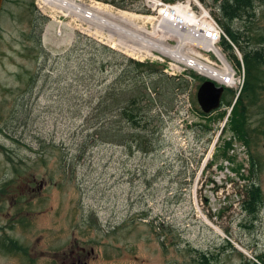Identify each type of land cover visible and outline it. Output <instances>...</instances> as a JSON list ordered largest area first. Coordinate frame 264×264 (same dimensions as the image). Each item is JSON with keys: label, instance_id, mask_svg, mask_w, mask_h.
<instances>
[{"label": "rangeland", "instance_id": "374dc122", "mask_svg": "<svg viewBox=\"0 0 264 264\" xmlns=\"http://www.w3.org/2000/svg\"><path fill=\"white\" fill-rule=\"evenodd\" d=\"M81 1L122 15L112 0ZM202 1L211 14L217 11L218 1ZM126 2H132L129 11L144 10L140 0ZM34 10L49 18L40 33L41 46L51 52L46 60L38 56ZM57 10L43 0H4L0 11V264H70L75 247L92 250L87 264H262L264 115H251L255 134L248 147L229 120L235 98L204 114L196 92L209 78L189 68L170 74L169 63H177L167 56L170 61L150 63L189 87L177 91L173 110L162 116L156 150L130 154L104 144L81 151L87 132L81 115L116 77L119 55L129 56L100 47L108 48L105 29ZM234 25L255 44L264 33V0H254ZM85 36L98 43L96 50L69 52ZM221 47L236 78L234 87L223 86L236 95L244 78L241 57L238 66ZM93 51L111 66L94 69L89 58L102 59ZM208 58L223 64L214 54ZM251 181L261 193L254 215L242 204Z\"/></svg>", "mask_w": 264, "mask_h": 264}, {"label": "trees", "instance_id": "16d2710c", "mask_svg": "<svg viewBox=\"0 0 264 264\" xmlns=\"http://www.w3.org/2000/svg\"><path fill=\"white\" fill-rule=\"evenodd\" d=\"M215 1H218L217 11H212V14L239 51L244 69L240 93L235 98L233 91L225 89L222 104L225 101V104L229 105L235 98L232 116L229 120L233 125L238 124V138H244L249 147L255 134V129H251V115L255 113L264 115V33L255 36L256 43L253 44L244 37L240 27L234 25L236 21L244 19L249 13L254 0ZM114 3L125 8L132 2L116 0ZM31 5H33L32 2ZM32 14L35 20L31 22L34 23L35 27H38L36 37L38 56H43L46 60L51 56V52L41 46L40 33L49 18L42 15L38 10L32 11ZM85 38L76 41L69 52L76 54L75 49L81 48L80 46L95 49L94 45L98 43L90 40L87 36ZM220 46L228 52L232 61L240 66L233 45L227 39L222 38ZM100 47L108 52H114L105 45ZM91 54L98 55L102 59V61H97L95 56L89 58V64L98 72L104 71L106 65L111 66L108 61L104 62L105 57L98 54V51H93ZM119 57L122 60L115 63L116 67H113L116 77L112 82L99 89L98 102L90 113L87 112L84 117V114L81 115L87 132L78 147L81 151H85L88 147L109 144L122 146L130 154L134 152L153 153L162 134V116H167L173 110L177 91L179 90L181 94H184L189 87V82L180 77L167 76L162 72L159 65L137 62L125 58L123 55H119ZM57 58L60 59L62 56L57 55ZM79 80L82 84L83 78L81 76ZM104 81L102 80L100 84ZM254 108H258V111ZM110 115L118 118L116 122L108 119ZM153 123H160V125ZM254 164L255 162L252 161V165ZM252 165L251 169L253 170L256 164L255 166ZM256 168L259 169L260 165H257ZM245 187L242 204L249 214L254 215L257 213L261 202V193L257 187H254L252 181ZM261 263L264 264V261ZM201 264L203 263L201 262ZM245 264L256 263L247 261Z\"/></svg>", "mask_w": 264, "mask_h": 264}, {"label": "bare ground", "instance_id": "6f19581e", "mask_svg": "<svg viewBox=\"0 0 264 264\" xmlns=\"http://www.w3.org/2000/svg\"><path fill=\"white\" fill-rule=\"evenodd\" d=\"M48 4L56 7L60 13H64L65 16L76 17V20H82L93 27L105 29L109 34V40H113V37L119 40V36L123 38L124 36L131 35L138 40V43L141 47L145 48L148 52V55H152L151 51L154 50L157 52V55L164 56L168 59L171 57L177 65H174L178 70L189 68L192 70L198 71L200 74L209 78L210 81L216 84V82L221 83L220 86L234 87L236 85V78L233 73L232 67L228 65L226 60L222 56V48L220 51V42L222 38H226V33L221 27L219 22L215 19L218 35H217V52L211 50L219 61H222V65L212 64L211 66L205 63V61L196 55V52L193 51L188 44L194 43L196 45H202L209 47L208 44H200V40H204L202 34L199 32L200 23L191 22L183 20L178 16L177 23L167 24L162 21L156 24L155 31L152 33L143 32V35L136 37L124 27V20L119 18L118 22L115 16L112 13L104 11V8L99 6H86L84 4H79L74 0H46ZM122 18H125L122 16ZM126 20V19H125ZM79 22V21H78ZM160 31V33H158ZM165 35V37L163 36ZM177 37L176 44L170 45L167 43V40ZM168 56V57H167ZM169 60V59H168ZM173 64V63H172ZM184 65V66H182ZM194 70V71H195ZM216 81V82H215Z\"/></svg>", "mask_w": 264, "mask_h": 264}, {"label": "built area", "instance_id": "2783aa9c", "mask_svg": "<svg viewBox=\"0 0 264 264\" xmlns=\"http://www.w3.org/2000/svg\"><path fill=\"white\" fill-rule=\"evenodd\" d=\"M45 5H50L43 0ZM77 3H84L81 0H75ZM142 5L144 6V10L139 11H129L118 6H114L115 13H122L125 17L124 27L131 31L133 35L138 37L139 35H143L144 33L140 30H144L145 32L152 33L155 31L156 24L160 21L167 24H174L178 21V16H180L183 20L200 23L199 32L202 34L204 40L199 39L200 44H208L209 47H205L202 45H196L194 43H189L188 46L196 52L200 58H202L205 63L208 65L214 64V62L208 58L209 54H212L211 50L214 52L217 51V25L215 18L210 14L209 10H207L201 0H140ZM85 4V3H84ZM113 16H115L112 13ZM121 15V16H122ZM120 17H116L118 20ZM74 20V19H72ZM80 20V19H79ZM76 20L75 21H79ZM74 21V22H75ZM119 21V20H118ZM76 23V22H75ZM146 23H149L150 29L146 28ZM107 33V32H106ZM160 33V31H158ZM165 37V35H163ZM177 37H172L167 40V43L170 45L176 44ZM169 41H173L174 43H170ZM107 45L113 49H117L123 52V54L129 56L131 59L139 61V62H151L152 59H157L162 61V59H167L164 56L157 55V52L152 50L151 54L148 55V52L145 48L141 47L138 43V40L131 35L124 36L123 38L117 40V38L113 37V40H109L106 38ZM224 58V57H223ZM225 60V58H224ZM170 61V60H169ZM188 69H176V67L171 63H169L168 70L170 74L175 75L180 73L181 71Z\"/></svg>", "mask_w": 264, "mask_h": 264}, {"label": "water", "instance_id": "95a60500", "mask_svg": "<svg viewBox=\"0 0 264 264\" xmlns=\"http://www.w3.org/2000/svg\"><path fill=\"white\" fill-rule=\"evenodd\" d=\"M3 2L4 0H0V11L2 9ZM224 91V86H217L209 79L202 82L196 92V101L201 111L204 114L209 115L219 110ZM214 144L215 142L213 143V146Z\"/></svg>", "mask_w": 264, "mask_h": 264}, {"label": "flooded vegetation", "instance_id": "af4514ba", "mask_svg": "<svg viewBox=\"0 0 264 264\" xmlns=\"http://www.w3.org/2000/svg\"><path fill=\"white\" fill-rule=\"evenodd\" d=\"M75 249L78 251V254L75 253ZM91 253L92 250H90V252L87 253L84 248L75 247L70 252V257L75 256L74 260L70 264H87Z\"/></svg>", "mask_w": 264, "mask_h": 264}]
</instances>
